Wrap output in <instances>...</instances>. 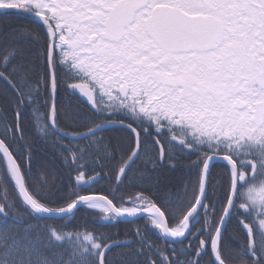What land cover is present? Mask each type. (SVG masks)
I'll list each match as a JSON object with an SVG mask.
<instances>
[{"label": "snow or ice", "instance_id": "1", "mask_svg": "<svg viewBox=\"0 0 264 264\" xmlns=\"http://www.w3.org/2000/svg\"><path fill=\"white\" fill-rule=\"evenodd\" d=\"M0 15V264H264V0Z\"/></svg>", "mask_w": 264, "mask_h": 264}, {"label": "trees", "instance_id": "2", "mask_svg": "<svg viewBox=\"0 0 264 264\" xmlns=\"http://www.w3.org/2000/svg\"><path fill=\"white\" fill-rule=\"evenodd\" d=\"M6 20V21H4ZM8 20V17H5V16H0V29H3L5 31L9 30V25L13 24L14 23H11ZM16 23V22H15ZM102 135H106V136H110L111 134L109 133H103ZM28 139V143L34 145V146H38L39 145V141L35 140V139H29V138H26ZM67 142V141H66ZM79 143L83 144L84 142L83 141H80ZM193 159H195V157H192ZM188 161L185 160V163H187ZM40 163V160L38 159L37 160V165H39ZM217 171H220V169H217ZM57 183H60L59 180L56 181ZM103 183V182H101ZM93 187H99V185H94ZM142 189L140 188H134V187H127L125 189V192L127 194H138ZM97 194H106L104 192H99ZM125 195V199L127 200L129 198V195ZM137 204H143L144 202L143 201H137L136 202ZM131 206V205H130ZM84 217H87L89 220H93V219H97L98 217H95V216H91L89 217L87 213L81 211L80 213L77 214L76 216V223H82L84 222L82 218ZM100 219H103V217H99ZM67 219V218H66ZM144 219L145 218H134V219H131V220H128V222H122L118 225H115V226H112L110 222H105L104 224L102 225H97V227L99 228L100 231L102 232H108V233H112V234H115L117 232H120V233H124V232H128L130 231L131 229L135 228V227H138V226H143L144 224ZM63 222H66V221H61L59 219H54V220H50L48 221V223L50 224H60V223H63ZM233 229H236V223L235 221H232V223L230 224L229 226V231H233ZM159 233L158 232H153L152 233V239L156 240L158 237H159ZM234 242H233V247H235V244L237 242L240 241L241 237H242V233L239 232V230L235 231L234 232ZM117 239H120V240H125V239H130V237L128 236H125L123 234H121L120 236L116 237ZM160 243H163L162 240L159 241ZM169 246H172V245H169Z\"/></svg>", "mask_w": 264, "mask_h": 264}, {"label": "flooded vegetation", "instance_id": "3", "mask_svg": "<svg viewBox=\"0 0 264 264\" xmlns=\"http://www.w3.org/2000/svg\"><path fill=\"white\" fill-rule=\"evenodd\" d=\"M0 16H5V15H0ZM5 17H8V20L7 21H9L11 23H14L15 26L18 25V24L28 23V21L27 20H24V19H17V18L11 17V16H5ZM4 21H6V20H4ZM9 26H13V24H11Z\"/></svg>", "mask_w": 264, "mask_h": 264}, {"label": "water", "instance_id": "4", "mask_svg": "<svg viewBox=\"0 0 264 264\" xmlns=\"http://www.w3.org/2000/svg\"><path fill=\"white\" fill-rule=\"evenodd\" d=\"M97 195H100V194H97ZM131 219H133V218H129V220H131Z\"/></svg>", "mask_w": 264, "mask_h": 264}]
</instances>
